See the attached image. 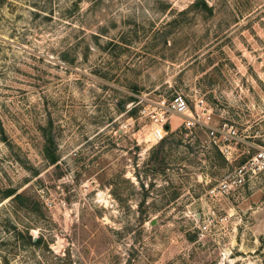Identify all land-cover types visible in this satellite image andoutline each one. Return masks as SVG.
I'll return each instance as SVG.
<instances>
[{"label": "rangeland", "instance_id": "1", "mask_svg": "<svg viewBox=\"0 0 264 264\" xmlns=\"http://www.w3.org/2000/svg\"><path fill=\"white\" fill-rule=\"evenodd\" d=\"M177 93L264 146V0H0V264H264V173L208 194L246 146L140 114Z\"/></svg>", "mask_w": 264, "mask_h": 264}, {"label": "built area", "instance_id": "2", "mask_svg": "<svg viewBox=\"0 0 264 264\" xmlns=\"http://www.w3.org/2000/svg\"><path fill=\"white\" fill-rule=\"evenodd\" d=\"M134 104L135 100L130 105ZM151 107L152 109L143 108L140 110V114L151 120L152 136L157 143L165 138L169 129L168 123L170 119L180 118L183 120V127L187 131L202 130L206 132L211 143L220 150L221 154L229 162L232 161L239 145L243 144L246 146V160L227 172L218 184L208 190V194L212 197L227 196L234 193L261 173H264V146L247 143L238 134V130L227 122L214 126L212 124L213 110L204 96H196L194 103H192L187 95L177 93L169 100L163 99ZM134 108L137 107L135 106ZM134 108H131V110ZM248 147H253L255 150L252 151ZM212 213L214 214V212ZM209 221L211 224L210 218ZM210 224L204 226L205 231H207Z\"/></svg>", "mask_w": 264, "mask_h": 264}, {"label": "trees", "instance_id": "3", "mask_svg": "<svg viewBox=\"0 0 264 264\" xmlns=\"http://www.w3.org/2000/svg\"><path fill=\"white\" fill-rule=\"evenodd\" d=\"M133 101V100H132ZM131 113H135L136 112V108L132 109L130 111ZM49 142H51V140L48 138L47 139ZM45 151H46V154H47V157L49 158V160L52 162V163H56L57 162V157H56V154L55 152H53L50 148V144L49 145H46L45 147ZM154 169H158L156 166H153ZM13 191H10L8 193V196H11L13 195ZM17 198H20L21 196L20 195H16ZM42 241V237H39L37 238V240L35 239L34 236L30 235L29 236V242L30 244H34V245H39Z\"/></svg>", "mask_w": 264, "mask_h": 264}, {"label": "crops", "instance_id": "4", "mask_svg": "<svg viewBox=\"0 0 264 264\" xmlns=\"http://www.w3.org/2000/svg\"><path fill=\"white\" fill-rule=\"evenodd\" d=\"M247 143H248V142H247ZM246 153H247V151L244 152L245 155H246ZM222 156H223V155H222ZM223 157H224V156H223ZM246 157H247V155L245 156V160H246ZM245 160H244V161H245ZM224 175H225V174H224ZM224 175H223V176H224ZM220 180H221V179H220ZM220 180H219V181H220ZM219 181H218V182H219Z\"/></svg>", "mask_w": 264, "mask_h": 264}]
</instances>
